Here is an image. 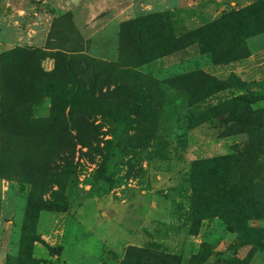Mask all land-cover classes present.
I'll use <instances>...</instances> for the list:
<instances>
[{"label": "rangeland", "instance_id": "374dc122", "mask_svg": "<svg viewBox=\"0 0 264 264\" xmlns=\"http://www.w3.org/2000/svg\"><path fill=\"white\" fill-rule=\"evenodd\" d=\"M260 1L0 0V53L18 45L65 44L84 49L95 59L116 61L123 21L164 11L171 20L169 28L178 34ZM261 12L264 18V7ZM238 42L240 48L254 54V59L253 63H240L249 75L244 79L237 74L240 79L236 83L228 70L240 60L217 64L211 51L200 49L198 44L137 67V74L163 82L193 70L215 75L214 68H220L224 73L216 76L227 88L214 94L207 104L175 112L167 120L165 111L159 113L160 105L152 99L132 121L102 115L89 118L82 131L91 135L102 153L76 145L71 156L76 172L64 188L54 185V191L44 196L54 200L61 194L68 200L62 211L27 216L32 184L21 177L20 169L32 161L49 163L55 151L68 152L70 144L76 142V123L68 122L65 138L51 141L48 147L45 140L24 136L31 126L10 139L0 130V264H121L129 246L153 242L160 249L179 254L183 264H264V243L246 241L245 235L247 227H264V217L247 220L239 228L234 217L226 220L220 216L233 204L217 207L215 214L198 226L191 217L199 206L191 165L200 158L231 154L238 160L227 183L216 184L213 199L232 190L263 203L264 102L239 103L233 109L222 102L245 91L264 97V29L239 35ZM44 64L51 69L53 60L48 58ZM112 77L121 79L118 72ZM139 79L143 80L142 76L131 77L141 83ZM114 84L112 81L109 86ZM235 84H244L246 90ZM209 105H217L226 115L194 128L187 125ZM49 110L46 104L29 114L40 116ZM151 117L156 118V126ZM34 126L39 134L47 129L48 121ZM152 127L159 130L153 136ZM103 231L113 232L118 247L130 240L121 251H115L103 241ZM205 246L208 251L202 253Z\"/></svg>", "mask_w": 264, "mask_h": 264}, {"label": "trees", "instance_id": "16d2710c", "mask_svg": "<svg viewBox=\"0 0 264 264\" xmlns=\"http://www.w3.org/2000/svg\"><path fill=\"white\" fill-rule=\"evenodd\" d=\"M262 7L264 0L178 34L169 28L171 20L164 11L123 21L116 61L98 60L87 55L84 49L67 48L63 46L65 44L55 47L18 45L0 53V130L6 139L22 134L23 128L31 126L24 136L45 140L48 147L51 141L65 138L68 122L73 121L77 125L78 133L74 135L76 142L70 144L68 152L61 154L55 151L49 163L32 161L20 169L21 177L32 184L25 214L38 217L42 211H62L66 208L68 200L61 194L54 200L44 196L54 191V185L64 188L69 177L76 172L71 156L77 144L102 153L100 148L94 146L91 135L82 131L89 118L102 115L132 121L134 116L144 111L146 101L152 99L160 105L159 113L165 111L164 118L167 120L175 112L207 104L214 94L226 89L225 82L203 70H193L163 82L147 74L139 75L136 69L193 44H198L202 50H210L217 64L244 59L250 56V51L244 46L240 48L238 36H249L264 29ZM209 44L213 46L206 47ZM48 58L53 60L51 69L44 64ZM115 72L121 79L114 80L112 76ZM134 76H142L143 80L139 79L141 83L131 80ZM239 79L235 72L231 74L234 83ZM112 81L115 84L110 87ZM235 86L246 90L244 84ZM138 87L142 88V92L138 91ZM262 101V95L245 91L222 104L233 109L239 103ZM46 104L50 106L47 114H29ZM224 115L226 112L219 111L217 105H209L193 115L187 125L194 128L211 118ZM44 121H48L47 129L38 134L34 125ZM156 121L151 117L152 123ZM157 131L158 128H153L152 136ZM237 161L231 154L193 160L191 182L193 191L199 197V206L191 212V217L196 226L202 219L212 217L214 209L224 204L234 206L220 216L226 220L234 217L239 228L247 220L264 217V199L263 203H257L232 190L219 199H213L216 184L227 183ZM245 235L246 241L264 243V227H247ZM204 251H208L207 246L202 253ZM121 264H183V261L179 254L160 249V245L153 242L145 246H129Z\"/></svg>", "mask_w": 264, "mask_h": 264}, {"label": "crops", "instance_id": "0c3cea01", "mask_svg": "<svg viewBox=\"0 0 264 264\" xmlns=\"http://www.w3.org/2000/svg\"><path fill=\"white\" fill-rule=\"evenodd\" d=\"M162 59H166V58L163 57V58H160L159 60H156V61H162ZM252 59H254V54H252L249 57L244 58L240 61H237L236 63L234 62L232 69H229L228 71L235 72L236 74H238L242 78L247 79L249 73H247L243 70L242 65L241 66H239V65H240V63H248V64L253 63V62H250ZM205 71H207V70H205ZM214 72H215V75L216 74L221 75L224 73V71L220 70V68H214ZM103 234H104L103 237L101 236L103 241L106 243V245H108V247H110L111 249H113L115 251H121L123 249L122 248L123 245L130 240V238H129V240L126 239L127 241L125 240L122 247H118V245L116 243V238L114 237L112 231H103Z\"/></svg>", "mask_w": 264, "mask_h": 264}]
</instances>
